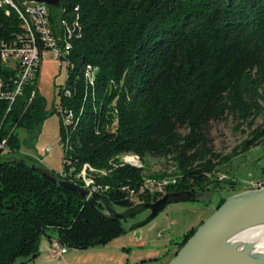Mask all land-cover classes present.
<instances>
[{
	"label": "trees",
	"instance_id": "16d2710c",
	"mask_svg": "<svg viewBox=\"0 0 264 264\" xmlns=\"http://www.w3.org/2000/svg\"><path fill=\"white\" fill-rule=\"evenodd\" d=\"M49 8L53 29L62 23L59 57L68 68L54 108L69 111L63 175L49 171L51 180L20 151L18 128L37 129L47 114L35 71L12 102L0 97V264H31L44 238L87 248L127 230L59 179L104 191L122 208L133 204L129 192L154 201L170 191L219 190L220 181L236 191L234 178H218L231 158L212 149L206 126L224 114L252 126L264 113V0H61ZM20 30L16 11L0 0V41ZM16 75L0 63V93ZM250 132L240 152L264 143V126ZM147 154L175 164L161 191L141 192L136 158ZM85 163L105 172L81 181Z\"/></svg>",
	"mask_w": 264,
	"mask_h": 264
},
{
	"label": "rangeland",
	"instance_id": "374dc122",
	"mask_svg": "<svg viewBox=\"0 0 264 264\" xmlns=\"http://www.w3.org/2000/svg\"><path fill=\"white\" fill-rule=\"evenodd\" d=\"M57 12L58 10L56 14ZM61 30L62 23L57 20L55 32L59 33ZM41 56L37 88L45 98L47 114L37 129L18 128L20 151L32 165L59 174L63 155L60 144L66 141L70 130L64 125L61 113L54 108L59 105L57 91L65 82L68 68L66 61L55 56L51 48L43 49ZM259 124L264 126V113L254 119L252 126H248L247 122H237L228 114L210 120L206 126L212 149L221 156L231 158L229 162L219 165L218 178H234L237 181L236 191L247 189L250 181L264 178V143L252 146L249 152H240L243 141L252 128ZM179 130L185 132L187 129L180 127ZM124 158L125 155L121 156L122 161ZM136 161L143 165V182L164 183L174 180L176 168L172 160L147 154L141 159L136 158ZM220 184L223 186L214 190L209 201L194 199L170 202L138 229L130 226L147 212L129 216L123 219L127 230L105 244L79 249L67 247L68 251L63 253L66 261L69 264H166L179 247L176 243L182 239L183 234L191 227L198 226L214 210L220 196H226L233 190L228 182L220 181ZM162 187L161 185V189ZM115 208L122 209L119 206ZM48 241L49 248L51 243ZM70 248L73 249L69 250Z\"/></svg>",
	"mask_w": 264,
	"mask_h": 264
},
{
	"label": "water",
	"instance_id": "95a60500",
	"mask_svg": "<svg viewBox=\"0 0 264 264\" xmlns=\"http://www.w3.org/2000/svg\"><path fill=\"white\" fill-rule=\"evenodd\" d=\"M45 2L59 7L61 0H31ZM53 181L57 178L47 169L32 165ZM60 184L78 191L87 199L90 207L109 218L125 219L146 211L147 214L133 223L130 228L138 229L149 222L170 202L202 200L209 201L214 190L183 189L163 193L154 201H138L117 210L108 196L102 192H92L65 179ZM88 195V196H87ZM102 203L103 209L97 207ZM264 222V187L247 188L228 193L223 202L196 227L189 238L176 250L166 264H264V253L254 249L252 241L242 242L233 239L237 233ZM136 235H139L136 232ZM18 260L13 264H19Z\"/></svg>",
	"mask_w": 264,
	"mask_h": 264
},
{
	"label": "built area",
	"instance_id": "2783aa9c",
	"mask_svg": "<svg viewBox=\"0 0 264 264\" xmlns=\"http://www.w3.org/2000/svg\"><path fill=\"white\" fill-rule=\"evenodd\" d=\"M9 6L17 13L21 30L12 39L0 41V63L16 68L17 75L13 79L14 85L12 89L2 91L0 97H6L12 102L21 93L23 84L35 75V71H38L43 49H53L54 55L57 57L62 52H65V49H62L58 44L60 33H56L51 25L50 8L47 3L31 0H9ZM6 11L8 12V9ZM61 116L63 117L64 125H67L69 111L62 109ZM60 146L63 150L66 149L67 142L65 141ZM104 172V170L94 169L85 163L77 173V176L82 181V179H87L88 174ZM59 175H63L62 169ZM250 182L248 188L264 187V178H257ZM161 184L160 182L143 183L144 191H151V193L161 191ZM87 192L89 195L96 191L87 189ZM97 192L104 193V191ZM129 196L133 204L138 201L136 193L129 192ZM50 243L48 253L53 258L61 256L67 249V246L57 239H52Z\"/></svg>",
	"mask_w": 264,
	"mask_h": 264
},
{
	"label": "bare ground",
	"instance_id": "6f19581e",
	"mask_svg": "<svg viewBox=\"0 0 264 264\" xmlns=\"http://www.w3.org/2000/svg\"><path fill=\"white\" fill-rule=\"evenodd\" d=\"M1 1L9 5V0H1ZM131 163H135V162L131 161ZM137 166H139V165H137ZM86 183H87V185H89L92 182H91V180H87ZM143 183L144 184H152V183H149L148 181L147 182L145 181ZM165 183L166 182L162 183L161 185L163 186ZM92 191H95V190H92ZM142 191H144V185L141 188V192ZM149 192H151V191H149ZM233 239L239 240L242 242L252 241L253 245H254V249L264 253V222L257 224L255 226H252L250 228H247V229L237 233Z\"/></svg>",
	"mask_w": 264,
	"mask_h": 264
},
{
	"label": "crops",
	"instance_id": "0c3cea01",
	"mask_svg": "<svg viewBox=\"0 0 264 264\" xmlns=\"http://www.w3.org/2000/svg\"><path fill=\"white\" fill-rule=\"evenodd\" d=\"M48 240L42 239L39 246V254L33 259L31 264H69L66 261L65 255L62 254L57 258H53L48 253ZM73 248H70L71 250ZM77 249V248H74ZM79 249V248H78ZM68 251V250H67ZM65 251V253L67 252ZM20 264V260H18Z\"/></svg>",
	"mask_w": 264,
	"mask_h": 264
},
{
	"label": "flooded vegetation",
	"instance_id": "af4514ba",
	"mask_svg": "<svg viewBox=\"0 0 264 264\" xmlns=\"http://www.w3.org/2000/svg\"><path fill=\"white\" fill-rule=\"evenodd\" d=\"M178 245V242L176 243V246Z\"/></svg>",
	"mask_w": 264,
	"mask_h": 264
}]
</instances>
